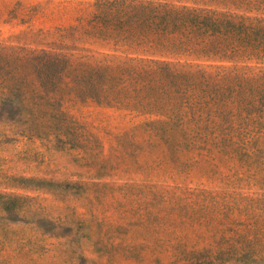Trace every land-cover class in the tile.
I'll return each mask as SVG.
<instances>
[{"label": "rangeland", "instance_id": "1", "mask_svg": "<svg viewBox=\"0 0 264 264\" xmlns=\"http://www.w3.org/2000/svg\"><path fill=\"white\" fill-rule=\"evenodd\" d=\"M103 1L0 0V264H264V58L116 41Z\"/></svg>", "mask_w": 264, "mask_h": 264}, {"label": "trees", "instance_id": "2", "mask_svg": "<svg viewBox=\"0 0 264 264\" xmlns=\"http://www.w3.org/2000/svg\"><path fill=\"white\" fill-rule=\"evenodd\" d=\"M116 6L115 1H103L101 13L97 16L96 28L106 34L115 36L116 41L152 45L160 52L201 51L213 57L220 44L227 37H234L247 43L256 50L255 54L264 58V26L237 25L228 19L196 11L186 14L173 11H145L146 6H135L132 3ZM232 32L243 34H229ZM214 38V39H212ZM233 53L235 46L226 47ZM217 52V53H218ZM199 53V52H198Z\"/></svg>", "mask_w": 264, "mask_h": 264}]
</instances>
